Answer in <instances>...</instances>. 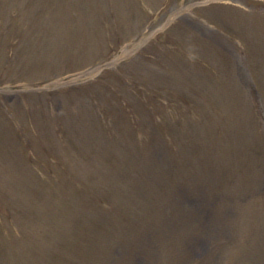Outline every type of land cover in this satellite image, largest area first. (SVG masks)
<instances>
[{
    "label": "rangeland",
    "instance_id": "1",
    "mask_svg": "<svg viewBox=\"0 0 264 264\" xmlns=\"http://www.w3.org/2000/svg\"><path fill=\"white\" fill-rule=\"evenodd\" d=\"M0 0V264H264V0Z\"/></svg>",
    "mask_w": 264,
    "mask_h": 264
}]
</instances>
